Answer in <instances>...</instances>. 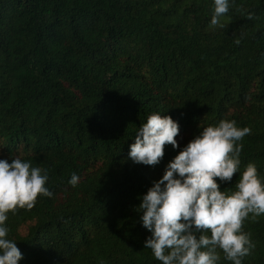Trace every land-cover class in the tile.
Returning <instances> with one entry per match:
<instances>
[{
    "label": "trees",
    "instance_id": "obj_1",
    "mask_svg": "<svg viewBox=\"0 0 264 264\" xmlns=\"http://www.w3.org/2000/svg\"><path fill=\"white\" fill-rule=\"evenodd\" d=\"M212 15V0H0V159L47 170L53 193L8 214L18 264H161L144 248L139 197L221 119L251 129L240 167L264 176V0ZM153 112L178 122L177 147L133 163ZM215 179L231 191L239 173ZM242 230L255 245L243 264H264V215Z\"/></svg>",
    "mask_w": 264,
    "mask_h": 264
},
{
    "label": "clouds",
    "instance_id": "obj_2",
    "mask_svg": "<svg viewBox=\"0 0 264 264\" xmlns=\"http://www.w3.org/2000/svg\"><path fill=\"white\" fill-rule=\"evenodd\" d=\"M229 3L212 0V25L228 12ZM178 132L176 120L151 113L137 128L128 158L149 166L159 163L165 145L177 147ZM250 132L228 119L201 128L139 197V223L150 232L144 248L161 264H218V249L225 260L243 264L255 247L242 230L249 214L252 219L264 215V176L254 162L240 167L243 144L239 141ZM234 173H239L234 188L220 190L215 178L231 181ZM79 179L73 172L68 184L75 186ZM47 181V170L32 166L30 160L0 159V264H18L23 255L16 240L9 238V212L31 209L38 195L51 197Z\"/></svg>",
    "mask_w": 264,
    "mask_h": 264
},
{
    "label": "rangeland",
    "instance_id": "obj_3",
    "mask_svg": "<svg viewBox=\"0 0 264 264\" xmlns=\"http://www.w3.org/2000/svg\"><path fill=\"white\" fill-rule=\"evenodd\" d=\"M24 229H25V228H23V230H22V231H24Z\"/></svg>",
    "mask_w": 264,
    "mask_h": 264
}]
</instances>
